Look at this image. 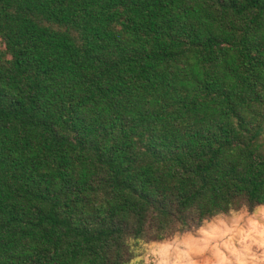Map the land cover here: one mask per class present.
Listing matches in <instances>:
<instances>
[{
    "label": "trees",
    "instance_id": "trees-1",
    "mask_svg": "<svg viewBox=\"0 0 264 264\" xmlns=\"http://www.w3.org/2000/svg\"><path fill=\"white\" fill-rule=\"evenodd\" d=\"M264 206V0H0V264H130Z\"/></svg>",
    "mask_w": 264,
    "mask_h": 264
},
{
    "label": "rangeland",
    "instance_id": "rangeland-1",
    "mask_svg": "<svg viewBox=\"0 0 264 264\" xmlns=\"http://www.w3.org/2000/svg\"><path fill=\"white\" fill-rule=\"evenodd\" d=\"M130 264H264V206L233 209L140 248Z\"/></svg>",
    "mask_w": 264,
    "mask_h": 264
}]
</instances>
